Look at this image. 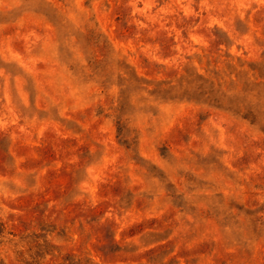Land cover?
Instances as JSON below:
<instances>
[{
    "label": "rangeland",
    "instance_id": "1",
    "mask_svg": "<svg viewBox=\"0 0 264 264\" xmlns=\"http://www.w3.org/2000/svg\"><path fill=\"white\" fill-rule=\"evenodd\" d=\"M0 264H264V0H0Z\"/></svg>",
    "mask_w": 264,
    "mask_h": 264
}]
</instances>
